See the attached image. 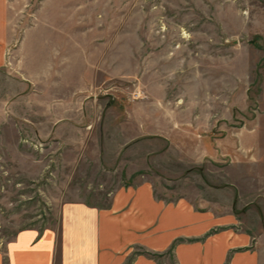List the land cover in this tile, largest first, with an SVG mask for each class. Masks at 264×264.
Listing matches in <instances>:
<instances>
[{
  "label": "rangeland",
  "instance_id": "rangeland-1",
  "mask_svg": "<svg viewBox=\"0 0 264 264\" xmlns=\"http://www.w3.org/2000/svg\"><path fill=\"white\" fill-rule=\"evenodd\" d=\"M7 27L1 247L21 230L59 229L67 203L109 207L118 189L151 182L167 202L232 205L264 264V0H9ZM24 32L33 59L69 58L70 81L88 75L76 59L95 40L105 71L87 98L24 85L14 53ZM70 109L88 114L72 121L78 136L69 121L52 129Z\"/></svg>",
  "mask_w": 264,
  "mask_h": 264
},
{
  "label": "crops",
  "instance_id": "crops-1",
  "mask_svg": "<svg viewBox=\"0 0 264 264\" xmlns=\"http://www.w3.org/2000/svg\"><path fill=\"white\" fill-rule=\"evenodd\" d=\"M8 11L9 0H0L1 68L9 51ZM26 32L14 51L16 62L28 66L22 70L24 85L35 89L38 85L44 98L66 92L70 104L87 98L98 74L105 71L103 52L95 40L90 55L86 51L76 59L88 62V75L70 81L67 73L73 68L68 67L69 58L55 51L47 60L41 56L33 59L27 52ZM57 59L65 64L58 67ZM25 94L33 92L27 88ZM71 109L62 112L63 119L53 122L55 132L62 121H69L71 136H78L76 131L82 129L72 121L86 119L88 114L85 109L81 114ZM46 119L52 122L54 118ZM216 208H197L183 198L176 202L158 199L151 182L122 187L114 193L109 207L86 202L65 204L59 229L19 231L0 246V264H159L153 255L171 257L175 264H262L260 252L252 249L254 238L236 228L239 220L231 211L233 206L224 214Z\"/></svg>",
  "mask_w": 264,
  "mask_h": 264
}]
</instances>
